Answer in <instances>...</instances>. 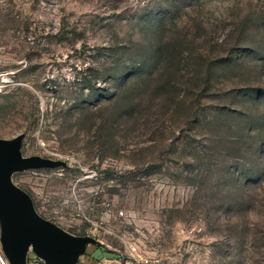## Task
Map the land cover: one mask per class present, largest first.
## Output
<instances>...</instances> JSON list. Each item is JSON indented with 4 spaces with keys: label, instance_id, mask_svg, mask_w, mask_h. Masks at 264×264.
Listing matches in <instances>:
<instances>
[{
    "label": "rangeland",
    "instance_id": "obj_1",
    "mask_svg": "<svg viewBox=\"0 0 264 264\" xmlns=\"http://www.w3.org/2000/svg\"><path fill=\"white\" fill-rule=\"evenodd\" d=\"M18 136L72 264H264V0H0Z\"/></svg>",
    "mask_w": 264,
    "mask_h": 264
},
{
    "label": "water",
    "instance_id": "obj_2",
    "mask_svg": "<svg viewBox=\"0 0 264 264\" xmlns=\"http://www.w3.org/2000/svg\"><path fill=\"white\" fill-rule=\"evenodd\" d=\"M20 144V136L0 139V222L4 252L10 264H25L30 247L48 264H72L84 240L71 238L40 218L30 197L10 182L9 174L14 169L54 166L36 157H23Z\"/></svg>",
    "mask_w": 264,
    "mask_h": 264
},
{
    "label": "trees",
    "instance_id": "obj_3",
    "mask_svg": "<svg viewBox=\"0 0 264 264\" xmlns=\"http://www.w3.org/2000/svg\"><path fill=\"white\" fill-rule=\"evenodd\" d=\"M159 43V42H158ZM158 45H156V47H157Z\"/></svg>",
    "mask_w": 264,
    "mask_h": 264
}]
</instances>
